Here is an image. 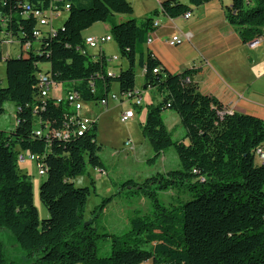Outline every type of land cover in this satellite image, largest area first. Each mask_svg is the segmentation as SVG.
Returning <instances> with one entry per match:
<instances>
[{"label":"trees","instance_id":"16d2710c","mask_svg":"<svg viewBox=\"0 0 264 264\" xmlns=\"http://www.w3.org/2000/svg\"><path fill=\"white\" fill-rule=\"evenodd\" d=\"M212 1L166 0L161 12L138 20L127 0H91L89 7L78 6V0H0V62L5 57L7 76V87H0V115L10 102L16 118L14 129H0V229L12 234L27 264H264V121L228 112L201 93L193 81L197 70L171 74L146 51L160 14L185 17ZM231 2L225 16L242 41L261 39L264 0ZM25 3L44 12L64 10L65 5L70 9L63 26L50 33L24 13ZM116 15L131 18L116 23ZM97 23L110 24L120 59L127 63L118 75L108 76L110 59L103 52L82 53L84 34ZM35 29L39 37L34 36ZM9 35L21 44L17 58L3 50ZM40 64L49 68L43 71ZM137 68L144 71V90H155L161 97L160 103L147 106L143 123L153 150L149 163L155 164L174 148L181 169L140 186L133 183L151 200L154 212L136 211L129 220L130 231L122 236L105 234L111 238L112 250L101 257L102 235L94 219H85L91 189L73 183L88 165L106 173L99 156L97 121L82 137L54 138L52 132L62 130L74 111L67 100L58 105L52 97L41 98L39 81L46 74L62 87L65 97L74 92L83 102L98 105L113 94L115 84L122 97L134 94ZM165 110L179 116L185 131L181 140H174L167 129ZM39 130L41 136L36 135ZM21 152L39 156L46 167L40 200L49 217L42 221L31 179L18 170ZM175 189L179 192L175 199L160 202L158 191ZM99 209L102 212L104 205ZM0 264H23L9 260L1 240Z\"/></svg>","mask_w":264,"mask_h":264},{"label":"rangeland","instance_id":"374dc122","mask_svg":"<svg viewBox=\"0 0 264 264\" xmlns=\"http://www.w3.org/2000/svg\"><path fill=\"white\" fill-rule=\"evenodd\" d=\"M61 21L54 22L53 29H60L63 26ZM104 28V23H97L84 35L102 33ZM49 29L51 28L49 27ZM103 48L113 57H119V62L124 69L128 67L127 63L120 59L115 41ZM3 50L8 52L12 58H17L21 54V44L15 41L13 45H4ZM89 51L90 55L99 53V49H90ZM39 67L46 71L49 65L40 64ZM116 73L119 71L116 70ZM0 87H7L5 57L0 62ZM136 87L144 93L143 104L139 107H135L127 98L122 102L116 84L113 94L119 96V99L111 101L107 107L94 103H83L82 116L97 120V141L102 148L99 156L106 168V173L102 174L99 170L88 165L86 173L74 179L73 183L77 188L89 187L91 189L85 209V219L86 221L94 219L98 232L102 235L98 240V254L101 257L110 255L112 250L111 238L106 235L122 236L128 233L131 228L129 220L136 211L142 215H151L154 212L151 200L138 190L139 187L135 188L133 183L140 186L149 179L181 169L174 148L167 149L155 164L149 163L153 157V150L148 139L144 136L143 123L146 120L147 106L151 102L152 95L149 92L145 94L143 91L140 68L136 69ZM50 94L56 97H65L63 93L59 94L54 89ZM129 110L134 111L135 119L122 122V114ZM162 117L172 138L181 140L185 131L177 113L165 110ZM15 125V106L8 102L4 105V112L0 115V129L9 132L14 129ZM128 142H131V147L126 146ZM18 170L31 179L34 205L38 210L40 221L47 219L49 217L48 210L40 200V187L47 176H41L40 169L35 162L18 164ZM155 186L156 184L152 187ZM178 193L177 189L168 192L158 191V199L164 204H169L178 196ZM103 205L104 210L101 212L99 208ZM95 211H97L96 215ZM0 240L5 244L10 261L27 264L26 254L19 248L8 230L0 229Z\"/></svg>","mask_w":264,"mask_h":264},{"label":"crops","instance_id":"0c3cea01","mask_svg":"<svg viewBox=\"0 0 264 264\" xmlns=\"http://www.w3.org/2000/svg\"><path fill=\"white\" fill-rule=\"evenodd\" d=\"M127 1L133 8L132 17L142 20L155 11L161 12V4L166 0ZM178 1L188 4V0ZM231 3V0H214L193 9L189 18L183 16L170 19L160 14L156 18L159 27L152 34L153 41L146 46V51L153 54L161 66L171 74L183 73L189 69L197 70L198 73L193 81L199 85L201 93L216 99L225 110L254 116L264 121V29L260 45L250 48L249 44L242 41L238 30L225 16V8L231 6ZM90 4L91 0L77 2L80 7H89ZM68 10L54 14L50 26L45 27L44 30H49V27L53 29V23L59 20L64 24ZM129 18L131 17L116 15L114 19L116 23H121ZM104 27V32L86 37L109 36L110 24L104 23ZM176 36H180L184 42L178 46H170L168 41ZM111 42L101 48L109 59L113 58V55L108 54L103 47L110 45ZM99 53H93V56ZM117 58L118 61L110 64V69L115 75L119 74L116 70L120 72L123 68L119 57ZM140 70L143 87L144 71ZM117 91L120 94L118 85ZM143 91H145L144 87ZM148 92L152 95L148 105L160 103L161 97L155 90L150 89L145 91V94ZM50 96L54 99L58 97L52 94ZM133 119L135 116L130 120ZM165 125L168 129L166 123Z\"/></svg>","mask_w":264,"mask_h":264},{"label":"built area","instance_id":"2783aa9c","mask_svg":"<svg viewBox=\"0 0 264 264\" xmlns=\"http://www.w3.org/2000/svg\"><path fill=\"white\" fill-rule=\"evenodd\" d=\"M23 9H24V13L30 16H34V18L37 20V22L39 23L40 27H48L50 26L51 22H52V17L54 14H59L60 12L66 10V9H70V6L65 5L64 10H59L56 9L55 10H49L47 12L41 11V10H34L33 7L31 5H29L28 3H25L23 5ZM191 16V14H187L185 17L189 18ZM155 28L159 27V22L156 20L155 21ZM48 31H50V33H54L55 30L54 29H49ZM33 34L35 37H39L40 36V32L35 29L33 31ZM153 34V33H152ZM152 34L149 36L148 41H147V45H150L152 43ZM11 35H9L10 37ZM113 39L112 37L109 36H91V37H87L86 38V43H85V48L84 50H82V53L84 55L89 54V50L90 49H100V53L102 52L101 48L104 44L111 42ZM16 40H14L12 37H10L9 41H7L4 45H13V43ZM184 42V40L180 37V36H176L173 37L170 41H168V44L170 46H178L181 45ZM250 48H256L260 45V39L258 40H254L250 43H248ZM3 45V46H4ZM29 46V44H28ZM2 47V46H1ZM6 56H8V52H5ZM118 61L117 57H113L110 58V64L112 62H116ZM155 73H157L158 71L155 70ZM114 73L111 69H108V76H113ZM39 89H40V96L43 99H48L50 98V93L51 90H58L59 92H63L62 87L60 85H57L56 83H54L52 81V79L47 76L46 74H42L40 76V81H39ZM120 100L124 102L125 98L128 99V101L131 104H134L135 107H139L142 105V101H143V95L141 91L136 90L134 94H128L125 96H121L120 95ZM56 99L57 104L59 105L63 100H67L73 111L74 114L70 117L69 122L65 125V127L62 130H55L52 132V136L54 138H57L59 140H63V141H69L71 140L73 137H82L84 136L92 127V124L94 122H96L93 119H90L88 117H83L82 116V111H83V101L81 99V97L77 94V93H70L67 95V97H63V96H59ZM119 99V96L112 94L110 96H108L107 99L102 100L99 102V105L102 106H108V104L111 101H117ZM95 104V103H94ZM230 112V111H228ZM231 113V112H230ZM135 114L133 110H129L127 112H125L124 114H122V122H127L130 119L134 118ZM37 136H41L42 132L39 130L36 133ZM127 147H131V142L126 143ZM41 158L37 155L34 154H30V153H24L21 152L17 155V163L18 164H25L27 162H35L37 163L39 169H40V174L41 176H44L46 174V167L44 165V163L41 162L40 160ZM102 173V172H101ZM103 174V173H102Z\"/></svg>","mask_w":264,"mask_h":264},{"label":"bare ground","instance_id":"6f19581e","mask_svg":"<svg viewBox=\"0 0 264 264\" xmlns=\"http://www.w3.org/2000/svg\"><path fill=\"white\" fill-rule=\"evenodd\" d=\"M85 43H86V40H85Z\"/></svg>","mask_w":264,"mask_h":264}]
</instances>
